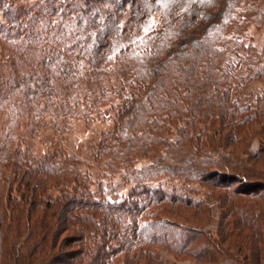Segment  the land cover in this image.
I'll return each mask as SVG.
<instances>
[{
	"label": "trees",
	"instance_id": "obj_1",
	"mask_svg": "<svg viewBox=\"0 0 264 264\" xmlns=\"http://www.w3.org/2000/svg\"><path fill=\"white\" fill-rule=\"evenodd\" d=\"M22 2L0 0V264H160L156 245L261 264L264 101L243 87L263 74L244 35L264 0ZM99 118L69 152L74 121Z\"/></svg>",
	"mask_w": 264,
	"mask_h": 264
},
{
	"label": "rangeland",
	"instance_id": "obj_2",
	"mask_svg": "<svg viewBox=\"0 0 264 264\" xmlns=\"http://www.w3.org/2000/svg\"><path fill=\"white\" fill-rule=\"evenodd\" d=\"M10 1V0H8ZM21 1V0H20ZM23 4L25 5H30L34 4L37 2H41L42 0H22ZM0 20L4 21L2 15L0 14ZM245 42H251L252 45L255 47L256 51L259 53V55L262 57L261 62L259 63V66L262 67L263 69V74L251 81H249L244 87H243V92L245 94H249L252 97H262L264 101V23H262L260 26H256L253 23H249L247 25V30L244 35ZM9 52V49L4 46L2 43H0V71H1V65L4 61V59L7 57ZM244 70V69H243ZM6 117L3 116L0 113V121L5 122ZM9 123V122H6ZM107 119L102 120V119H97L96 122L90 126L85 125L83 121L76 120L73 123V131L70 133V135L67 137V139L64 141L63 145L65 148L71 152L75 153L78 151L79 145L82 144L84 145L88 140L91 139H96L99 136V132L106 126L108 125ZM1 124V123H0ZM3 126H0V142L3 140H10L7 139L6 136H3L5 134V123L1 124ZM23 129L21 126L18 128V130ZM25 132L26 129L24 128ZM49 131L48 132H41L39 138L34 139V147H35V152L37 153H43L44 150L49 146ZM172 136V135H171ZM172 137H175L174 135ZM7 141H4L6 143ZM27 141L29 139L27 138ZM12 141H8V146L13 145L11 144ZM258 141L256 139H253L251 141L252 147H257L258 146ZM148 163L147 159L143 157H139L137 161V166H143ZM11 175V171L8 168H5L2 163H0V180L4 179V177H8ZM195 186V185H194ZM202 190L200 191V196L203 197L205 200L208 201L212 205V218L210 220V229L212 231L215 230L216 224L218 222V218L220 215V209L216 206V204L206 196L205 191L208 189L206 188H201ZM119 197V194H113L111 195V198H117ZM0 217H1V210H0ZM154 253H155V260L157 259L160 264H198L194 259L187 257V256H181L177 257L173 252H170L168 249L165 247H161L156 245L154 248ZM157 264V263H153ZM261 264H264V260L261 262Z\"/></svg>",
	"mask_w": 264,
	"mask_h": 264
}]
</instances>
